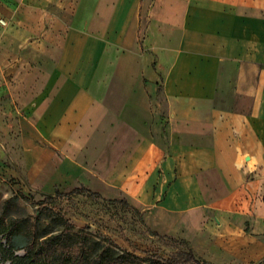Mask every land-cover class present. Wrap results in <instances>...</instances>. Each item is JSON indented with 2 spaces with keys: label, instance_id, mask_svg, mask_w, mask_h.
Here are the masks:
<instances>
[{
  "label": "crops",
  "instance_id": "1",
  "mask_svg": "<svg viewBox=\"0 0 264 264\" xmlns=\"http://www.w3.org/2000/svg\"><path fill=\"white\" fill-rule=\"evenodd\" d=\"M9 165L122 196L213 264L261 261L264 0H0Z\"/></svg>",
  "mask_w": 264,
  "mask_h": 264
},
{
  "label": "rangeland",
  "instance_id": "2",
  "mask_svg": "<svg viewBox=\"0 0 264 264\" xmlns=\"http://www.w3.org/2000/svg\"><path fill=\"white\" fill-rule=\"evenodd\" d=\"M61 29L57 28L56 36ZM73 188L56 189L51 194L29 184L22 172L11 168L0 174V223L6 227L11 220H24L20 235L26 239L43 240L60 236L68 248L65 264H71L81 249L87 253L85 263L97 264H170L183 262L192 251L199 260H206L199 245L194 249L184 239L159 234L145 221L144 213L129 203L125 206L114 200L110 192L100 197L72 193ZM57 191L59 194H57ZM93 192H97L91 189ZM48 196L52 199L47 200ZM4 230V229H2ZM3 243L8 245L4 232ZM23 256L25 250L17 252ZM186 264V263H183ZM219 264H246L220 261ZM251 264H264V258Z\"/></svg>",
  "mask_w": 264,
  "mask_h": 264
},
{
  "label": "trees",
  "instance_id": "3",
  "mask_svg": "<svg viewBox=\"0 0 264 264\" xmlns=\"http://www.w3.org/2000/svg\"><path fill=\"white\" fill-rule=\"evenodd\" d=\"M72 193L77 195L88 194L100 197V194L93 192L87 188H76ZM57 194L59 192L57 191ZM48 196L47 200L52 199ZM114 202L122 203L129 206L127 200ZM137 209V208H135ZM24 220H11L6 227L0 223V264H65V259L68 255V248L65 241L60 236H50L43 240L40 239H26L20 235V227L23 226ZM4 229V230H2ZM6 233L8 236V245L3 243L2 235ZM158 235L157 232L154 233ZM185 240H183L184 242ZM185 243V242H184ZM25 250L26 254L21 256L17 252ZM87 253L85 249H81L76 260L71 264H84ZM209 264L206 260H199L195 257L192 251L188 252V257L183 262L179 260H172L170 264ZM88 264H97L96 261H91Z\"/></svg>",
  "mask_w": 264,
  "mask_h": 264
}]
</instances>
